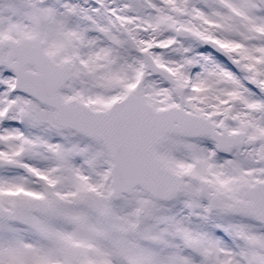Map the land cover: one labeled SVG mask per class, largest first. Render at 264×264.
Instances as JSON below:
<instances>
[{
    "label": "snow or ice",
    "instance_id": "6c2138e0",
    "mask_svg": "<svg viewBox=\"0 0 264 264\" xmlns=\"http://www.w3.org/2000/svg\"><path fill=\"white\" fill-rule=\"evenodd\" d=\"M0 264H264V0H0Z\"/></svg>",
    "mask_w": 264,
    "mask_h": 264
}]
</instances>
